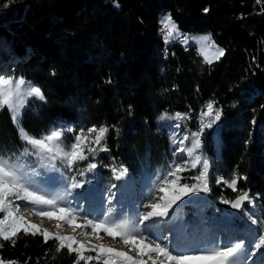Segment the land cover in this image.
<instances>
[{
    "label": "trees",
    "instance_id": "16d2710c",
    "mask_svg": "<svg viewBox=\"0 0 264 264\" xmlns=\"http://www.w3.org/2000/svg\"><path fill=\"white\" fill-rule=\"evenodd\" d=\"M5 2L0 0V75L23 77L45 96L27 99L19 127L34 137L61 130L64 145L82 129L108 128L107 150L93 145L96 152L73 171L57 160L59 171L47 174L30 160L27 170L39 173L31 177L38 187L63 194L67 178L76 175L86 181L67 197L77 211L103 219L111 209L114 219L138 220L137 202L154 198L158 178L173 164V130L200 131L201 112L212 102L221 119L200 136L201 162L181 173L182 183L198 185L192 178L207 159L206 199L179 205L161 224L138 227L177 251L241 240L251 251L264 234V224L249 219L264 221V0H11L4 8ZM167 15L178 34H210L224 55L204 63L194 46L187 53L175 44L165 48L158 29ZM176 113L189 118H168ZM23 148L5 107L0 155L15 159ZM90 162L97 167L79 175ZM121 167L127 169L128 189L113 175ZM234 173L246 177L238 180V189L254 200L236 214L221 199L234 200L239 193L217 183ZM174 222L181 224L180 232L171 229ZM0 245V259L17 264L76 260L66 248L57 252L55 240L45 243L43 236L23 231L14 246L2 239ZM240 264H264V249L250 260L246 252Z\"/></svg>",
    "mask_w": 264,
    "mask_h": 264
},
{
    "label": "snow or ice",
    "instance_id": "6c2138e0",
    "mask_svg": "<svg viewBox=\"0 0 264 264\" xmlns=\"http://www.w3.org/2000/svg\"><path fill=\"white\" fill-rule=\"evenodd\" d=\"M11 0H6L3 7L10 6ZM119 6L118 4L116 5ZM207 11V9H205ZM161 32L163 33L164 42L169 43L170 39L178 34L179 29L171 15L165 16L161 21ZM201 45V54L204 55L206 63H211L207 52L209 49H215V58L219 59L224 55V50L217 47L212 40L210 34L202 35L194 38ZM187 42L188 38H184ZM34 96L39 100H44L45 96L39 86L33 85L26 81L23 77L13 78L0 75V110L5 107L12 116L14 124L19 125V117L21 110L25 106L28 97ZM206 111L201 112V127L200 131L191 133L192 146L185 148L183 141L189 139L187 135L180 141L181 147L179 152L186 153L192 158V167L195 168L201 162L199 155L194 156L196 149L200 147V136L205 128H211L221 119L222 111L213 108V103L210 102L206 106ZM209 118L205 122L204 118ZM166 114L161 116L165 119ZM170 119H186L187 114L176 113L175 117ZM255 121H253L254 123ZM108 128L106 126H92L85 132L83 129L74 136L73 142L70 145H64L62 138L64 133L61 130H52L41 137H34L20 128V138L29 147H25L15 159L0 155V239L11 241L15 245V238L23 231L25 235L43 236L44 242L55 240L57 242L56 251L67 249L69 254L75 253L76 260L74 264H80L84 261L95 260L97 264H240V257L247 252L249 260L255 256L258 251L264 249V234H261L259 241L255 243L251 251L245 249L243 240L235 243L220 246L216 245L211 248L198 251H177L170 247L166 242L158 241L150 238V234H145L138 225H143L146 221L153 220L154 217H165L168 215L169 209L172 208L177 201L189 195L190 192L210 191L207 182L208 161L203 160V168L198 176L192 179L199 182L197 184L182 183L184 177L182 172L186 171L184 164L175 163L166 175L158 178L159 183L156 188L159 192L164 193L159 197V202L145 205L149 209L139 215L138 220L114 219L111 217V209L103 219L89 218L87 215L71 206L67 197L72 194V190L81 188L86 181L77 180L76 175L68 177V186L64 193H51L44 191L38 187L37 182L31 177L38 176L39 173L35 169L27 170V165L22 160V157H37L41 166L55 168L56 161L65 162V167L69 171L75 169L79 161L89 159V155L96 152L98 146L99 151H106L103 146L106 139ZM175 143V141H174ZM87 153V154H86ZM97 167L95 162H90L87 168L80 171L79 175H84L85 172H90ZM59 171V169H56ZM115 179L120 180L127 175L126 168H113ZM246 179V177L233 174L230 180L218 179L217 183H224L234 193H239L234 200L221 199V203L230 205L233 209L243 210L245 202L252 205L254 200L250 197L248 191L238 189V180ZM115 187V185H113ZM20 201L22 203H16ZM28 210L41 218L48 220H56V227L59 229L63 224L72 228L73 233L77 229L84 232L86 229H91V234L96 239H103L100 233L112 238L114 242L123 243L128 246V251H117L112 247H105L103 244L91 245L90 247L79 243L76 235L65 236L58 233L53 234L39 225L30 223L26 217L19 215L22 208ZM78 219H83L84 224L76 223ZM252 224H264V221H258L256 218L249 216ZM85 234H87L85 232ZM118 238V239H117ZM3 247V245H0ZM95 252V256L85 255V252ZM135 252V258L129 253ZM0 264H6L3 259H0ZM7 264H17L16 261H8Z\"/></svg>",
    "mask_w": 264,
    "mask_h": 264
},
{
    "label": "rangeland",
    "instance_id": "374dc122",
    "mask_svg": "<svg viewBox=\"0 0 264 264\" xmlns=\"http://www.w3.org/2000/svg\"><path fill=\"white\" fill-rule=\"evenodd\" d=\"M176 35L177 34H175L174 36H176ZM202 35H205V34L192 35L191 36V46H194L195 47L196 52L201 57L202 61L204 63H206L205 62V59H204V55L201 54V45L194 39V38L200 37ZM174 36L170 39V41L173 40ZM207 55H208L209 59L212 60V62H214L215 60H217L215 58V55H216L215 49H209L208 52H207ZM32 97H34V96H32ZM28 98H31V97H28ZM24 107H23V109H24ZM22 110H21V113H22ZM21 113H20V116H21ZM9 115H10V118H11V121H12V116H11L10 113H9ZM208 119L209 118L205 117L204 118L205 122H207ZM19 120H20V117H19ZM12 124L16 128V131L18 133V137H19L20 141L24 144L23 150L25 149V147H29L30 148V146H28L20 138V127H19V125L14 124L13 121H12ZM173 131H174V135H175L176 146H175V149L173 151V164H172L171 167H174L175 163H181V164H184V166L186 167V169L187 168H193L191 166L192 165V158L188 157L186 155V153H183V152H179L178 151V149L181 147L180 141L183 140V137L185 135H187L189 137V139L186 140V141H183V146L185 148L192 146V136H191V133L186 132V131H183V130L179 129L178 127H175V129ZM23 150L21 152H23ZM196 155H199L198 149H196V151L194 152V156H196ZM22 160L25 162V164L27 166H28L30 160H34V162H35V168L37 170L43 171V172H45L47 174H50V173H52V172H54L56 170V167L55 168H52V167H44V166H41L40 160L37 157H35V156L22 157ZM201 166L203 168V164H201ZM115 180H116L117 185H119V186H121L123 188L128 189V187H129V181H128V179L122 177L120 180H117V179H115ZM198 186H199V184H198ZM89 193L92 194V191L90 190ZM161 195H164V193L159 192L157 190L156 195L154 196V198L151 201L144 202V203L137 202L136 207H138L140 209V211H141L140 213L147 212L149 209L145 208V205L146 204H149L150 202L152 204L158 203L159 202V197ZM205 195H206V192H202V191L190 192L189 195H187V196L183 197L181 200L177 201L176 204H174L172 206V208L169 209V212H168V215L167 216H165V217H154L153 220L146 221V222L149 225H158V224H161L164 221H167L172 216L174 210H176V208L179 205H181L183 203L192 204V203L203 202L206 199ZM16 203H22V202L17 201ZM249 206H252V205L249 204ZM30 207L31 206H28L27 208H22L21 211H20V213H19V215H22V216L26 217V219L28 220V222L37 224L42 229H45V230H47L50 233H53V234L58 233L60 235H65V236L76 235L77 238H78V242L79 243L85 244V245H87L89 247L91 245L103 244L105 247H112V248H114L117 251H124V252H127L128 251V246L124 245L123 243L114 242L111 237L105 236V234L102 233V232L100 233V236L103 237V239H96L91 234V229H86L84 232H82L80 229H77L76 230V233H73L72 228L69 227L66 224H63L62 222H61V225L62 226L59 229H57V227H56L57 221L56 220H48L47 218L38 217V216H36L35 214L31 213L28 210ZM76 223L84 224V220L83 219H78L76 221ZM171 229L173 231H175V232H180L181 231V224L180 223H177V222H174L171 225ZM85 232L87 234H85ZM201 250H203V249H201ZM129 254L132 255L134 258L136 256L135 252H131ZM85 255L95 256V252H88V251H86L85 252ZM5 262L7 264L8 261H5ZM149 264H151V262H149Z\"/></svg>",
    "mask_w": 264,
    "mask_h": 264
},
{
    "label": "built area",
    "instance_id": "2783aa9c",
    "mask_svg": "<svg viewBox=\"0 0 264 264\" xmlns=\"http://www.w3.org/2000/svg\"><path fill=\"white\" fill-rule=\"evenodd\" d=\"M158 32H159V35L163 37V33L161 32V23L159 25ZM185 37L188 38L187 42H185V40H184ZM163 39H164V37H163ZM171 44H175L184 53H187L191 48V35L186 34V33H180L177 36H175L172 41H169V43L164 42V47L167 48Z\"/></svg>",
    "mask_w": 264,
    "mask_h": 264
},
{
    "label": "water",
    "instance_id": "95a60500",
    "mask_svg": "<svg viewBox=\"0 0 264 264\" xmlns=\"http://www.w3.org/2000/svg\"><path fill=\"white\" fill-rule=\"evenodd\" d=\"M229 211L231 212V213H238L240 210H237V209H233L231 206H229Z\"/></svg>",
    "mask_w": 264,
    "mask_h": 264
}]
</instances>
